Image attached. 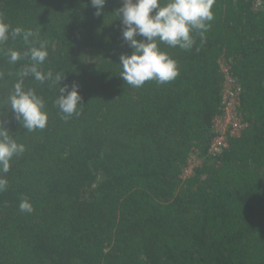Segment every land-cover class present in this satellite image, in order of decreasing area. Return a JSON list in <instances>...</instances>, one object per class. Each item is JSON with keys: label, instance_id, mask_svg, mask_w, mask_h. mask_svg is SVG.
Returning <instances> with one entry per match:
<instances>
[{"label": "trees", "instance_id": "16d2710c", "mask_svg": "<svg viewBox=\"0 0 264 264\" xmlns=\"http://www.w3.org/2000/svg\"><path fill=\"white\" fill-rule=\"evenodd\" d=\"M121 6L107 0L97 16L91 0H0V18L34 33L30 44H0V120L25 145L0 173V264H264V0H215L192 49L159 45L177 77L142 87L119 76L121 54L133 51ZM40 42V70L77 83L83 105L62 118L59 83L29 75L24 87L49 119L26 131L6 105L31 60L7 53ZM223 65L244 128L212 155ZM192 156L201 164L185 176ZM25 199L31 213L19 209Z\"/></svg>", "mask_w": 264, "mask_h": 264}, {"label": "clouds", "instance_id": "9594fccd", "mask_svg": "<svg viewBox=\"0 0 264 264\" xmlns=\"http://www.w3.org/2000/svg\"><path fill=\"white\" fill-rule=\"evenodd\" d=\"M106 2L107 0H91L92 7L96 9L95 15H101ZM214 3L215 0H122V6L115 12L121 20L122 39L133 51L130 55L121 54L119 64L122 71L119 76L133 87H142L149 80L165 84L175 79L179 74L178 62L159 45L192 49L195 44L193 33H198L203 39L210 27L209 22L214 19ZM33 35L31 30L12 28L0 18V44L5 43L9 37H22L26 44H30ZM7 55L11 63H16L23 56H28L31 60V64L18 73L19 79L7 97L6 105L23 129L42 130L49 119L44 99L34 89L24 87V78L29 75L41 83H59L60 94L55 103L64 114L62 118L80 114L78 108L83 105L80 86L75 82L61 86L65 76L58 73L53 76L51 71L45 73L40 70L39 66L48 56L44 42H40L39 46L30 45L24 53L9 50ZM5 124L6 121L0 120V173L9 172L12 158L25 151V145L18 143L10 135L11 130ZM7 184V180L0 177V192L6 190ZM19 209L27 213L34 210L26 199L20 202Z\"/></svg>", "mask_w": 264, "mask_h": 264}, {"label": "built area", "instance_id": "2783aa9c", "mask_svg": "<svg viewBox=\"0 0 264 264\" xmlns=\"http://www.w3.org/2000/svg\"><path fill=\"white\" fill-rule=\"evenodd\" d=\"M223 73L225 75L224 87V109L223 115L215 120L216 137L212 140L209 153L217 155L228 147V138L239 136L244 128L241 120L236 114L237 94L233 92L234 79L229 68L223 65Z\"/></svg>", "mask_w": 264, "mask_h": 264}, {"label": "rangeland", "instance_id": "374dc122", "mask_svg": "<svg viewBox=\"0 0 264 264\" xmlns=\"http://www.w3.org/2000/svg\"><path fill=\"white\" fill-rule=\"evenodd\" d=\"M201 164L200 159L197 156H192L190 161V166L187 170H185V176L192 175L193 169Z\"/></svg>", "mask_w": 264, "mask_h": 264}]
</instances>
